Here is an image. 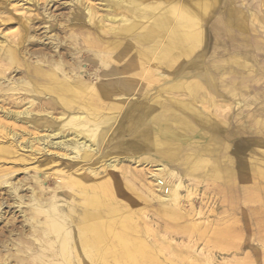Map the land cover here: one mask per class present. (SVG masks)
<instances>
[{
    "label": "bare ground",
    "instance_id": "6f19581e",
    "mask_svg": "<svg viewBox=\"0 0 264 264\" xmlns=\"http://www.w3.org/2000/svg\"><path fill=\"white\" fill-rule=\"evenodd\" d=\"M75 1L78 13L84 15L86 21L94 27L93 31L85 28L84 33L95 47V54L90 63L102 66L103 77L98 75L96 69L88 70V76L94 82L93 84L85 82L84 73L87 72V68L84 69L80 64L77 65V69L75 68L76 71L74 70L77 77L72 78L70 75L66 80H58L42 67L18 61L19 65H24L26 77L22 82L19 79L12 81L13 89L27 90L37 86L61 98L62 92L57 91L62 88L73 95L67 100L60 99L64 107L56 117L50 112L42 114L32 110L31 107L36 100L34 97H29L23 109L1 107L6 118L25 123L28 129L19 132L3 123H0V128L10 138L9 140L21 148V151L27 149L33 155L44 152L49 156L71 161L67 169V178L61 179L57 176L53 192L61 190L72 193L73 186L76 185L80 187L78 200L72 198L66 211L57 208L59 218L54 217L50 210L46 212L44 229L48 234L55 233L61 246L65 247L71 258H75L77 264H162L157 253L163 252V247L180 253L183 245L176 238H182L180 231L186 229L183 227L184 223L176 229L177 232L168 234L165 238V234L161 232L164 229L163 225L168 227L166 223L172 222L178 226L179 220H187L185 226L195 229L200 223L206 224L205 221L209 220L206 217L203 218L204 221L196 220L206 206L202 204L196 208L194 205L199 194L198 182L201 179L204 180L206 177L220 179L228 185H233L228 188L232 198H238L241 194L244 196L249 188L264 192V187L259 185V177L264 178L260 163H264V128H259L264 127L263 119L259 122L255 118L250 124L248 121L250 116L234 111L241 119L239 124L249 128L241 132L233 131L229 140L227 111L251 105L252 102L245 103L247 96L245 99V94L237 89L216 88L215 91L212 86L210 87L215 81L211 74L213 69L205 67L201 59L204 53L202 50L206 45L204 31L200 25L206 10L201 2H194L185 7L184 4H178L180 1L176 3L173 0H104L106 11L97 14L95 7L84 6L81 0ZM184 9L187 12H181ZM75 18L80 19L79 16ZM5 40L1 39V46ZM22 41L18 39L9 43L6 49L8 53L3 58L0 55V61L1 58L17 60ZM201 55V58L198 57ZM192 56L195 61L191 66L193 72L190 73L185 70L186 64L182 62H186V59ZM107 57L118 60L120 65L111 66L106 60ZM135 68L136 73H139L138 69L149 71L150 77L158 82L152 93L146 92L142 96L131 92L137 90L136 86H139L138 83H134L135 77H131L132 74H136L131 73ZM128 72L130 73L127 78L124 77L123 74ZM119 89L120 92L117 93ZM89 90L97 93V98H100L98 100L106 98L108 104L98 109L80 104L78 94L92 96ZM216 96L221 99H217ZM93 97L91 101L96 104ZM142 97L143 104L140 105ZM49 98L48 94L46 100ZM103 111L106 113L104 118ZM252 112L264 116V107H257ZM254 122L259 126L251 129ZM122 123V131L129 133L128 136L132 134L138 136L131 137L137 139L131 141L126 150H120L119 141L110 147L113 138L105 139L110 129L114 135ZM242 132L250 137L241 139ZM24 134L28 135L25 140L22 139ZM186 143L190 145L187 146ZM225 145H228V148L232 145L234 150L231 152L234 156L230 158L232 159L230 166H221L213 159L218 151L225 149H220ZM147 150H153V156L145 155ZM132 152L140 155L133 156L130 154ZM1 153L9 154L10 150L2 147ZM124 161L130 164H143V168L146 166L147 169L133 168L129 164H124ZM209 164L211 166L208 167ZM199 170L207 171L208 176L204 174L206 177H201V173L197 175ZM77 171H80L82 176L76 177L74 173ZM37 173L33 176L38 183L52 175L46 171H39V168ZM121 177L125 178L132 189L134 183L137 181L139 183V188H135L138 191L136 199L139 201L129 204L131 209L129 212L125 211L121 203L116 205V201L114 204L101 202V197L93 189L103 181L106 186L108 183V191L115 189L120 185ZM10 189L15 191L16 187L11 186ZM201 194V200L208 197L205 193ZM153 199L157 201V207L152 211L157 216L154 218L158 223L157 221L152 223L146 209ZM52 210L56 211V205L52 206ZM212 211L213 209L209 213ZM222 220L218 222L217 229L213 228L215 236H222L224 233L222 226L220 227L224 224ZM41 223L37 221L36 225L42 228L39 225ZM130 230L134 233L142 231L145 235L151 233L153 238L146 243V239L130 237L128 233ZM163 259L174 261L164 257ZM191 262L190 264L204 262L208 264L209 258L195 255Z\"/></svg>",
    "mask_w": 264,
    "mask_h": 264
},
{
    "label": "rangeland",
    "instance_id": "374dc122",
    "mask_svg": "<svg viewBox=\"0 0 264 264\" xmlns=\"http://www.w3.org/2000/svg\"><path fill=\"white\" fill-rule=\"evenodd\" d=\"M81 1L84 6L95 7L97 14H102L106 11L104 0ZM173 1L176 3L180 1L182 4H180V2L178 4H184L185 7H189V5L194 2H201L205 8L206 12L201 19L200 25H202L204 31L203 34L206 45H204L205 48L202 50L204 52L202 53L203 57L202 55L198 56L200 58L202 57L201 59L204 63L207 64L211 58L219 61V63H223V59L228 57V55L240 54L242 50L241 43L228 40V37H226L227 34H225L224 31H217L216 26H214L216 21H220V23L222 22L221 15L225 14V11L222 10V6H224L228 0ZM231 4L238 9H241L248 4L257 10L259 9L257 0H232ZM78 11V5L75 0H0L1 57L3 58L6 53H8L6 49L9 43H13V41L15 42L18 39L23 40L18 49L17 60H9L7 58L2 60L1 58L0 71L2 70V73L0 74V108L23 109L29 100V97H34L36 100L31 107L32 110L42 114L50 112L56 117L62 107H64L61 105L62 101L60 99L65 98V100H67L73 95L62 88L57 91L58 93L62 92L60 93L61 98L58 95H52L49 91L42 90L37 86L28 88L27 90L24 88H21L20 90L13 89L12 81L19 79V81L22 82L23 78L26 77L24 74V65H19L18 61H24L28 64L42 67L45 72L56 76L58 80H66L70 75L72 78L77 77L75 71L77 65L79 66L80 64L83 65L84 69L87 68V72L84 73L85 82H89V84H93L94 82V80H91L90 76H88V70L96 69L98 75L103 77L102 66H99L98 63H90L95 54V47L91 41L89 42L90 38L87 39L88 36H85L84 33L85 28L89 31H93L94 27L92 24L88 23L84 18V15H80ZM181 12L187 11L184 9ZM76 16H79L80 19L75 18ZM259 28L258 34H260V38L263 39L264 29L261 27ZM222 30H224V27H222ZM94 35L97 37L96 34H93V36ZM2 38L6 39L3 46H1ZM216 39L217 41H213ZM249 46L253 48L257 56H264V42H250ZM251 48L249 49L251 50ZM130 54L132 55L133 52H130ZM210 55L212 57L209 58ZM193 56L188 57L186 62H182V64H186L185 70L190 73L193 72V70H191L193 67L191 66L195 61ZM126 59H128V56ZM106 60L109 61L111 66L120 65L118 60L110 59V57H107ZM252 62L253 61H249V65L254 63ZM260 62L262 63V61ZM223 65L216 67V69L224 67ZM198 67H200V65H198ZM225 67L227 68L226 71H228V65ZM248 67L249 68L245 70L236 69L230 72L228 71L229 74L226 75H224L223 70H214L216 71L215 73L218 82L220 83L221 81L220 84H214L216 88L220 86L235 87L238 91L245 94V99L247 96L246 101L243 99L245 103L252 102L251 105L241 108L237 107L227 111L226 121L228 122L229 140L233 131L239 130L241 132L243 129L249 128H244L239 124L241 123V119L235 114L237 112L234 111L241 112V115L250 116L248 119L250 124L255 118L258 119L256 121L261 122L260 119H263L264 121V116L255 115L252 112L257 107H264V74H256L254 68L251 66ZM197 69H194V71H197ZM138 71L139 73H136V68L134 71L133 69L131 70V73H136L131 76L132 78L135 77L134 83L139 84V86H136L137 90L131 92L136 93V95L142 94V96L146 92L152 93L158 82L154 81L155 79L153 77H150L149 71L144 72L139 69ZM129 73L130 72L127 74L124 73V77L127 78ZM140 83H143L142 87ZM211 86L213 87V85L210 84V87ZM120 89L117 93L120 92ZM89 93L92 94V96L89 94H85L84 96L78 94V102L80 104H85L88 108L97 109L104 108L108 104L106 98L98 100L100 98H97V93L95 91L92 93L89 90ZM99 93L100 91L98 90V95ZM48 94L50 95V98L49 100H46ZM169 96L176 97V95ZM92 97L95 99L94 101L96 104L91 101ZM216 97L217 99H221L219 96ZM142 100L143 97L139 101L140 105L143 104ZM105 115L106 113L103 111V118ZM263 121L262 124H264ZM0 123L5 124L7 127L14 128L19 132L23 129H28L27 124L6 118L1 109ZM253 125L254 127L251 129H256L259 126V124H256L255 122ZM122 127L123 123L115 130L114 135L112 129H110L106 134L105 139L107 137L109 139L113 138L110 147L115 145V142L119 141L120 150H126L129 143L133 140L135 141L138 136L136 134L128 136L129 133L122 131ZM259 128L264 127L260 126ZM1 132H3V130L1 131L0 128V264H77L75 258H71V255H68L65 247L61 246L55 233L50 232L48 234V231L44 229L46 225V212H49L50 210L54 217L59 218L57 215V208L61 211H66L65 209L68 207V203L72 202V198L78 200L80 193L78 188L80 187H76V185L73 186L72 193L61 190L53 192L54 187H56V177L59 176L61 179L67 178V169H69V162L71 161L58 159L55 156H49L44 152L34 154L35 157L27 149H22L21 151L20 147H17L12 140H9L10 138L6 136L4 132ZM223 136L227 138L225 134H223ZM240 137L243 139V137L249 138L250 136L242 132L240 133ZM26 138H28V135L24 134L22 139L25 140ZM188 144L190 145V143H186L187 146ZM2 147L9 148L10 153L2 154ZM174 148L175 147L173 146V149ZM223 148L225 149L222 150ZM232 148V145L229 148L228 145L223 146L220 148L222 151H218L213 159L221 166H230L232 164V159L230 158L234 156L231 154V152L234 151ZM101 149L102 146L100 150ZM104 150L106 149L104 148ZM183 152L186 153L187 151H182V153ZM146 153L147 154L145 155L153 156V150H147ZM130 154L133 156L140 155L135 152ZM96 156H98V154ZM260 163L264 171V163ZM124 164H129L136 169H147L146 166L145 169L143 168V164H130L125 161ZM209 166L211 165L209 164L208 167ZM38 168L39 171H46L49 175L51 173L52 175L45 178L42 183H38L34 180V176L38 174ZM146 171L149 172V170ZM180 172L182 173L183 171ZM206 172L207 171L199 170L196 174L200 175L201 173V177L205 175L208 176ZM74 174L76 177L82 176L80 171H77V173ZM119 181L120 185L117 188L112 187L115 189L110 190L111 192L108 191V183L106 186L105 181L99 183L98 186H95L93 189L101 197V202L114 204L116 201V205L117 203H121L124 206L125 211L129 212L131 211L130 205L135 203V201H139L136 199V192L138 191L135 189L139 188V183L138 181L134 183V189H132L130 184L126 182L125 178L121 177ZM254 181H256V179ZM259 181V185L264 187V178L259 177ZM186 183L187 181H185L184 184L186 185ZM11 186H15L16 190L13 191L10 189ZM110 186H112L111 183ZM232 186L233 185H228V183L222 182L220 179H211L207 177L198 182L199 194L194 201V205L196 208H199L202 204L206 206L204 207L202 214L195 217L197 218L196 220L201 221L206 217L209 219L208 221H205L207 225L200 223L198 227L192 229L185 226L187 220H179L180 224L178 226L172 222L169 224L166 223L169 228L163 225L164 229L161 232L165 234V238L168 237V234L170 235L177 232L176 229L184 223L183 227L186 229L180 231V233L182 232V238H176L179 239V243L183 245L180 248V253L172 252L164 247L162 249L163 252L160 251V253H157L158 258L163 262L162 264H175L176 262V264H190L192 263V257H195V255L208 257V264H264V192L249 188L247 191L248 193H245L244 196L241 194L238 198H232L228 193V188ZM206 187L211 189L207 190L205 189ZM201 193L207 194L208 197L201 200ZM182 194H184L183 191ZM140 202L143 204L142 201ZM66 203L67 206H65ZM184 203L187 205V202L184 201ZM54 205H56V211L52 210V206ZM138 205L140 204L138 203ZM156 207L157 201L154 199L146 206V209L149 210H147V212L152 223L157 221L155 219L157 216L154 214V211H152L156 209ZM211 208L213 211L209 213L212 210ZM221 220L224 224L220 225V227L222 226L224 233L222 236H215L213 234V228L216 227L217 229L218 222ZM37 221L38 223L42 222L39 224L42 228L36 225ZM163 227L161 226V228ZM128 233L130 237L137 236L146 239V243L153 238L151 233L145 235L142 231L134 233L130 230ZM163 257L174 261H164ZM68 258H70V260ZM203 264H207V262H204Z\"/></svg>",
    "mask_w": 264,
    "mask_h": 264
},
{
    "label": "crops",
    "instance_id": "0c3cea01",
    "mask_svg": "<svg viewBox=\"0 0 264 264\" xmlns=\"http://www.w3.org/2000/svg\"><path fill=\"white\" fill-rule=\"evenodd\" d=\"M232 0H228L227 3L222 6V10L225 11V14L221 15V23L220 21H216L214 26H216V30L218 31H224L225 34H227L226 37H228V40L239 42L241 43V52L238 55H228V57H225L223 60L224 62L216 61V60H209V62L206 64L202 61V64H205V67L210 68L212 70V75L215 78V81L213 83L214 90L222 89V88H232L236 89L235 87H228V86H220L216 89L214 84L220 83L217 80L216 77V71L223 70L224 75L229 74L230 71L236 70V69H248V66H251L256 70V74H264V56L256 55L253 48L249 46L250 42H264V38H260L259 27L264 29V4L263 0H257V3L259 5V9L253 8L251 5H247L241 9L235 8L231 4ZM221 10V7H220ZM252 13V14H251ZM253 15V16H252ZM250 19V20H249ZM230 25V26H229ZM222 27H224V30H222ZM231 29V30H230ZM213 41H217L213 40ZM251 48V50L249 49ZM210 52V51H209ZM234 58H238L237 60H234ZM241 58L242 60L240 61ZM256 59V60H255ZM200 60V59H198ZM240 61V62H239ZM247 61V63H246ZM249 61H253L252 65H249ZM262 61V63L260 62ZM201 62V61H200ZM201 64V63H200ZM224 64V65H223ZM263 64V65H262ZM223 65L224 67L216 69V67ZM228 65V71H226V67ZM262 65V66H261ZM213 67V68H212ZM225 68V69H224ZM216 70V71H214ZM211 72V71H210ZM238 90V89H237ZM245 90V89H244Z\"/></svg>",
    "mask_w": 264,
    "mask_h": 264
}]
</instances>
